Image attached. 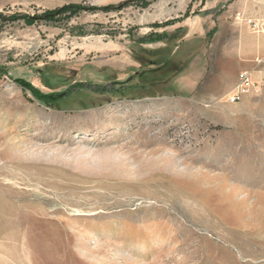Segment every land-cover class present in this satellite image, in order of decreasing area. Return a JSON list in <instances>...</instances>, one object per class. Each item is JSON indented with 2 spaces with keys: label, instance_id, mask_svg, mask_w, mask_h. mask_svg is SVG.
<instances>
[{
  "label": "rangeland",
  "instance_id": "rangeland-1",
  "mask_svg": "<svg viewBox=\"0 0 264 264\" xmlns=\"http://www.w3.org/2000/svg\"><path fill=\"white\" fill-rule=\"evenodd\" d=\"M124 1L0 0V15ZM188 1L0 20V264H264V35L233 22L264 0ZM196 15L200 34L176 28ZM241 69L257 83L228 104ZM17 79L73 92L45 104Z\"/></svg>",
  "mask_w": 264,
  "mask_h": 264
},
{
  "label": "trees",
  "instance_id": "trees-1",
  "mask_svg": "<svg viewBox=\"0 0 264 264\" xmlns=\"http://www.w3.org/2000/svg\"><path fill=\"white\" fill-rule=\"evenodd\" d=\"M150 0H125L122 3H119L117 5H107V6H103V7H98V6H90L87 5L85 3H71V4H67V5H63L60 8L54 9V10H50V11H46L44 13H42L41 15H11L10 17H7L6 19H4L1 15H0V20L3 19L4 21H17V20H22L26 25L31 26L33 25L36 21H44V22H53L54 20H56L57 18L62 17V20L64 21H68L70 18H72L73 16L81 13V12H89V13H96V12H113V11H119L122 8L129 6L132 3H138V5L141 8H146V6L148 5V2ZM188 13L185 14V16H187ZM174 21H167L161 25H153L154 27H164L165 25H169V24H173ZM0 24H3L0 23ZM0 31H1V26H0ZM148 37V38H147ZM147 37H142L139 38V40L141 41H147L149 43H153V42H158L163 40L166 35L164 33L161 34H157V33H151L149 34ZM146 38V39H145ZM1 72V69H0ZM17 83L20 84L22 87H24L26 90L30 91V93L39 101L45 103V104H49L52 101H58L59 99L69 95L71 92L73 91H64L62 93H51V94H43L41 93L38 89L32 87L30 85V83H27L21 79H17ZM84 84L83 83H76L75 85V90L74 91H79L83 89Z\"/></svg>",
  "mask_w": 264,
  "mask_h": 264
},
{
  "label": "built area",
  "instance_id": "built-area-1",
  "mask_svg": "<svg viewBox=\"0 0 264 264\" xmlns=\"http://www.w3.org/2000/svg\"><path fill=\"white\" fill-rule=\"evenodd\" d=\"M234 24L244 26L249 34L254 36L264 35V17L262 15H248L243 11H237L233 16ZM264 57L256 58L255 64L261 65ZM255 70H241L233 87L226 93L224 101L228 104L238 103L246 94H248L256 85L254 80ZM258 81L264 82V70H258Z\"/></svg>",
  "mask_w": 264,
  "mask_h": 264
},
{
  "label": "crops",
  "instance_id": "crops-1",
  "mask_svg": "<svg viewBox=\"0 0 264 264\" xmlns=\"http://www.w3.org/2000/svg\"><path fill=\"white\" fill-rule=\"evenodd\" d=\"M192 3V7L193 8V3L192 0H189L187 2ZM205 10V9H204ZM208 10V9H206ZM193 11H190V13ZM178 26L176 28H181L182 31H184V35L187 36L189 34V32L192 31L193 35L194 34H200V32L203 30V25H204V20L202 18H199L197 15L196 16H189L186 19L184 18L183 20H181V22H178ZM238 55L240 58L242 59H246L249 58L247 57V52L244 48V45L241 43L238 47V51H237ZM264 53V45L263 46H255L254 47V53L253 56L259 55V54H263ZM236 64H238L241 67V63L238 61H235ZM257 66V65H256ZM260 67V66H259ZM242 70V69H241ZM261 70V69H259ZM237 79V78H236ZM235 84V81H234Z\"/></svg>",
  "mask_w": 264,
  "mask_h": 264
},
{
  "label": "bare ground",
  "instance_id": "bare-ground-1",
  "mask_svg": "<svg viewBox=\"0 0 264 264\" xmlns=\"http://www.w3.org/2000/svg\"><path fill=\"white\" fill-rule=\"evenodd\" d=\"M155 176V175H154ZM169 188V187H168ZM166 189V188H165ZM249 195L246 196V198H248ZM189 198V197H188Z\"/></svg>",
  "mask_w": 264,
  "mask_h": 264
}]
</instances>
